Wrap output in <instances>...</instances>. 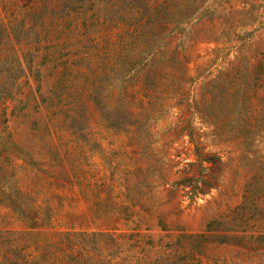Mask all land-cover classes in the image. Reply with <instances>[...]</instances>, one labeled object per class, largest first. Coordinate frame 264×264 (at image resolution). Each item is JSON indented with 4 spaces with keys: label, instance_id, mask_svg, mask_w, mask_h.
I'll use <instances>...</instances> for the list:
<instances>
[{
    "label": "rangeland",
    "instance_id": "374dc122",
    "mask_svg": "<svg viewBox=\"0 0 264 264\" xmlns=\"http://www.w3.org/2000/svg\"><path fill=\"white\" fill-rule=\"evenodd\" d=\"M0 264H264V0H0Z\"/></svg>",
    "mask_w": 264,
    "mask_h": 264
}]
</instances>
